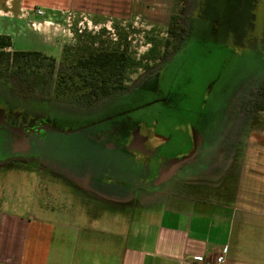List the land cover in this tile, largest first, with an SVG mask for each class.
Segmentation results:
<instances>
[{
    "label": "rangeland",
    "instance_id": "rangeland-1",
    "mask_svg": "<svg viewBox=\"0 0 264 264\" xmlns=\"http://www.w3.org/2000/svg\"><path fill=\"white\" fill-rule=\"evenodd\" d=\"M8 6L14 15L0 12V24L15 42L7 50L42 51L54 58L55 67L49 85H36L16 72L14 62L0 59V108L17 112L15 126H46L29 136L25 149H9V131L0 127V220L4 213L98 222L107 229L114 217L142 219L145 210L150 215L163 208L179 183L191 192L190 178L197 172L218 180L222 189L232 177L223 173L227 158L240 154L232 146L241 144L249 125H264V111L250 112L247 105L250 92L264 82V0H143L139 18L78 14L70 27L51 21L46 29L53 41L46 46L30 33L29 21L18 19L19 6L0 0L1 9ZM172 14L186 27L180 44L167 33ZM117 43H127L133 56L142 58L126 90L91 105L70 93L56 95L58 69L69 67L61 49L72 48L73 54L78 46ZM156 43L163 57L143 58ZM39 70L50 74L49 65ZM146 71L152 72L139 81ZM196 133L206 138L209 153L198 151L193 158ZM131 135L143 138L145 150L129 142ZM181 159H188L187 166L156 184L162 167ZM96 179L126 186L108 192Z\"/></svg>",
    "mask_w": 264,
    "mask_h": 264
},
{
    "label": "crops",
    "instance_id": "crops-1",
    "mask_svg": "<svg viewBox=\"0 0 264 264\" xmlns=\"http://www.w3.org/2000/svg\"><path fill=\"white\" fill-rule=\"evenodd\" d=\"M10 1L22 11L18 19L30 22L28 30L44 46L53 41L46 29L51 26L36 8L71 10L92 18L144 14L143 0ZM6 9L0 12L14 15L11 7ZM0 29V34H13L2 24ZM242 137L240 145L232 146L239 156L228 157L223 167L232 177L224 178L222 189L218 180L197 172L190 178L191 192L179 183L163 208L150 215L145 210L142 219L132 214L128 220L114 217L104 229L98 222L21 219L3 213L0 264H201V257L219 253L225 264H264V125H249ZM207 180L211 185H205Z\"/></svg>",
    "mask_w": 264,
    "mask_h": 264
},
{
    "label": "trees",
    "instance_id": "trees-1",
    "mask_svg": "<svg viewBox=\"0 0 264 264\" xmlns=\"http://www.w3.org/2000/svg\"><path fill=\"white\" fill-rule=\"evenodd\" d=\"M185 26L176 14H172L167 33L179 40L183 39ZM167 39L165 45H168ZM13 44L12 37L0 34V59L14 62L16 72L34 78L36 85L48 84L53 76L55 60L39 50H7ZM156 44L143 58L158 59L163 57L156 50ZM72 48L62 49V61L68 62V68L63 64L58 69L56 80V95L68 93L78 103L91 105L100 96H116L120 91L127 89V80L131 70L142 66V58L137 60L129 51L128 44L117 43L113 48L103 46H78L71 54ZM72 57V58H70ZM35 61L36 64L30 63ZM48 62L46 64L45 62ZM70 61V62H69ZM49 65L50 74L39 69ZM31 71V72H29ZM250 112L264 111V82L252 90L247 97Z\"/></svg>",
    "mask_w": 264,
    "mask_h": 264
},
{
    "label": "flooded vegetation",
    "instance_id": "flooded-vegetation-1",
    "mask_svg": "<svg viewBox=\"0 0 264 264\" xmlns=\"http://www.w3.org/2000/svg\"><path fill=\"white\" fill-rule=\"evenodd\" d=\"M151 72L146 71V73L142 76V78L139 81L143 80L146 76L150 75ZM16 118H17V112L16 111L0 108V127H4L5 129H7V131H9V144H8L9 149H19V148L25 149L28 147L27 140H28L29 136L35 134L36 130H41L42 127H46V126L45 125L41 126L42 124L38 125L39 126L38 129L37 128L29 129V128H26L23 126H15L13 123H15ZM130 141L134 147L139 148V149H142L144 144H145V141L140 136L131 135L129 142ZM193 141L195 143H197L199 146L197 152L199 151V153H202V155L209 153V151L207 149L206 138H204V137L201 138L200 135L196 133L193 136ZM200 142H201V145H200ZM195 143H194V148H193L194 151L197 148V147H195V145H196ZM143 150H145V148H143ZM192 160H193V158H192ZM190 161H191V159H190ZM192 162H194V160ZM192 162H190V164H194ZM185 165L182 166L181 169L187 166V165L186 166ZM169 166L165 165L166 171H169L168 170ZM94 183L99 185L100 188H104V190H110L112 188L113 190L116 191L115 188H117V187L124 188L126 186V185L122 184L121 182L119 183V182H113V181L112 182L111 181H103V180L101 181L100 179H96V181ZM121 184H122V186H121ZM145 186L147 187V185H145ZM129 189H133V186H129Z\"/></svg>",
    "mask_w": 264,
    "mask_h": 264
},
{
    "label": "built area",
    "instance_id": "built-area-1",
    "mask_svg": "<svg viewBox=\"0 0 264 264\" xmlns=\"http://www.w3.org/2000/svg\"><path fill=\"white\" fill-rule=\"evenodd\" d=\"M36 14L39 16H45L48 18V20H45V22L50 23L54 20H62V22L66 23L68 27H70L73 24V21L76 18V15H81L86 19L87 14L85 13H75L71 10H63V11H56L51 10L49 12L43 10L42 8H36ZM82 22V21H81ZM80 22V23H81ZM92 21L88 19L87 23H91ZM201 264H225V256L222 253L216 254L213 257H201L199 259Z\"/></svg>",
    "mask_w": 264,
    "mask_h": 264
},
{
    "label": "water",
    "instance_id": "water-1",
    "mask_svg": "<svg viewBox=\"0 0 264 264\" xmlns=\"http://www.w3.org/2000/svg\"><path fill=\"white\" fill-rule=\"evenodd\" d=\"M143 148H144V146H143ZM143 148H142V150H143ZM197 150H198V145H197V148L195 149V152L193 153V156L197 152ZM187 161H188V159H181V160L172 161V163L170 164V166L168 168L169 171H166L165 166H163L160 173H159V177L157 179L156 184H160V183L164 182L170 176L174 175L182 166H184L187 163Z\"/></svg>",
    "mask_w": 264,
    "mask_h": 264
}]
</instances>
